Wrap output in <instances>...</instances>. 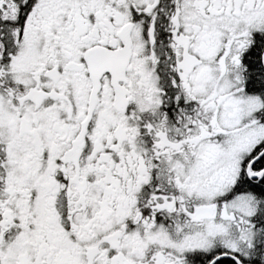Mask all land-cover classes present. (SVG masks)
<instances>
[{
	"label": "snow or ice",
	"instance_id": "1",
	"mask_svg": "<svg viewBox=\"0 0 264 264\" xmlns=\"http://www.w3.org/2000/svg\"><path fill=\"white\" fill-rule=\"evenodd\" d=\"M0 264H264V0H0Z\"/></svg>",
	"mask_w": 264,
	"mask_h": 264
}]
</instances>
